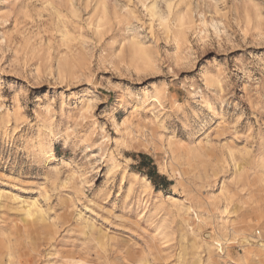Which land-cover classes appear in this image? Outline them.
Returning <instances> with one entry per match:
<instances>
[{"label": "rangeland", "instance_id": "1", "mask_svg": "<svg viewBox=\"0 0 264 264\" xmlns=\"http://www.w3.org/2000/svg\"><path fill=\"white\" fill-rule=\"evenodd\" d=\"M260 213L264 0H0V264H262Z\"/></svg>", "mask_w": 264, "mask_h": 264}, {"label": "bare ground", "instance_id": "2", "mask_svg": "<svg viewBox=\"0 0 264 264\" xmlns=\"http://www.w3.org/2000/svg\"><path fill=\"white\" fill-rule=\"evenodd\" d=\"M140 146H141V144H140ZM141 180H142V183L143 182L145 183V185H147V186L150 185V182H149L148 179H146L144 177H141ZM143 186H144V184H143ZM167 199H173V197L172 196H167ZM173 200H175V199H173ZM262 218H264V215L262 213L258 214L257 219H262ZM240 224H241V233H242V235H246L247 231L250 228H252V221L251 220L248 221L245 218H242ZM263 229H264V227H263ZM243 240H244V242L242 244L248 250L247 253H251L252 255H255V256H259V254H261L262 255L261 263L264 264V236H263V239H261V242L259 244H256V245H253V244L249 243L246 240L245 236L243 237ZM213 242H214V246H216L218 248L219 252H222V247H221L222 243L220 244V242L217 241V240L216 241L213 240Z\"/></svg>", "mask_w": 264, "mask_h": 264}, {"label": "trees", "instance_id": "3", "mask_svg": "<svg viewBox=\"0 0 264 264\" xmlns=\"http://www.w3.org/2000/svg\"><path fill=\"white\" fill-rule=\"evenodd\" d=\"M143 157H145V156H143ZM145 160L147 159L146 157L144 158ZM151 165H152V162L150 163ZM139 170H142V169H140V167H139ZM153 172H154V168H153ZM153 172H146L145 173V175L148 177V179L153 183V185H155V182H154V180H153V178H152V173ZM156 186V185H155Z\"/></svg>", "mask_w": 264, "mask_h": 264}]
</instances>
